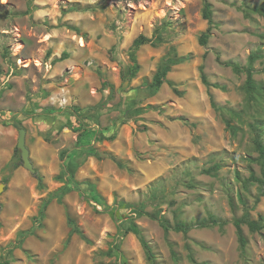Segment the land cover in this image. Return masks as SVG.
Masks as SVG:
<instances>
[{
  "label": "rangeland",
  "instance_id": "obj_1",
  "mask_svg": "<svg viewBox=\"0 0 264 264\" xmlns=\"http://www.w3.org/2000/svg\"><path fill=\"white\" fill-rule=\"evenodd\" d=\"M208 1L214 25L204 47L203 0H0V257L25 233L10 264H264V229L244 226L242 251L233 224L246 208L264 218L261 190L247 182L261 175L253 139L259 131L264 140V17L242 10L264 0ZM158 27L164 43L143 46L140 72L123 83L134 40ZM173 48L183 62L154 97L131 108ZM254 53L262 56L254 65L260 89L249 99L246 75L224 64L245 67ZM17 127L27 131L41 184L23 166L13 169ZM120 202L145 203L171 226L209 215L227 224L166 233L148 216L129 218L131 209L114 220L109 211Z\"/></svg>",
  "mask_w": 264,
  "mask_h": 264
},
{
  "label": "trees",
  "instance_id": "obj_2",
  "mask_svg": "<svg viewBox=\"0 0 264 264\" xmlns=\"http://www.w3.org/2000/svg\"><path fill=\"white\" fill-rule=\"evenodd\" d=\"M243 11L245 10L246 12H251L255 13L258 15H261L264 17V2L260 5H256L252 8H248L247 6L242 7ZM246 15L249 16L248 13ZM202 17L204 20L208 22V28L207 30L201 35L199 42L202 46H207L208 42L212 36V31H213V6L208 0H203V9H202ZM163 29L162 28H156L153 37L149 38L143 34L139 35L133 42L130 50H129V58H130V63L127 66H124L121 70V81L123 83L130 82L132 81L140 72V64L137 59V53L139 50L145 46V45H151L153 47H156L162 43H164L163 35H162ZM262 56L260 54H252L249 57V61L247 66L242 67L241 65L238 64H232V63H226L224 64L227 67H231L233 71L236 74H245L246 75V82L244 85V90L249 97V99H254L255 94L259 91L260 87L258 86L257 82L255 81V69L254 65L255 63L261 59ZM66 55H63L60 60H65ZM181 62H183V59L180 57L178 54L177 50L173 48L159 63L156 73L153 77L152 83L149 86L141 87L138 89V95L136 99L132 102L133 105H137L144 100H147L149 98L154 97L157 92L163 87V85L167 82V77L169 73L171 72L172 68L176 65H179ZM200 73H201V79L202 82L205 86L210 87V83L208 81V78L205 74V68L204 66L200 67ZM103 86L106 87L108 86L107 82H103ZM212 105L215 109L219 110L217 104L212 98ZM128 109V111H131L132 109ZM101 109V105H96L95 107L90 108L89 110H97ZM144 112L143 109H138L137 113L142 114ZM133 115H131L132 117ZM130 117V118H131ZM227 127H229L231 130H234L233 127L231 126L229 121H226ZM19 128V127H17ZM20 129V128H19ZM45 141H49L48 138H44ZM253 144L256 152L258 153V157L254 160L257 162L260 167H261V175L258 177L254 173H252L248 179L247 182H251L254 184H257L261 190V196L257 198L256 204H258L261 201V198L264 197V140L262 138V135L259 131H255L254 134V139H253ZM92 152V153H91ZM88 156H93L97 157L99 159H107L110 158L108 155L105 153H100L99 151H89L84 152ZM65 156L63 153H61V159L64 160ZM15 158L16 162L13 163V169H18L19 167L23 166V161L21 158V153L20 151L16 148L15 151ZM74 163V161H69L67 165H62V172L61 175L58 177L59 180H65V174L68 171L69 168H71V165ZM215 169H210L205 171L207 174H211L212 171ZM36 177L39 181V183H42V179L39 176V173L36 172ZM5 182H8V179L5 180ZM247 182L245 183V188L247 189ZM72 187L74 189L77 188V184L73 183ZM92 189H95L93 185H91ZM58 201L61 202V198L57 197ZM242 200V199H241ZM52 200H48L44 203V206L41 210L40 215L42 218L45 216V210L46 208L50 205ZM243 201V200H242ZM246 207V206H245ZM122 209H131V216H128L129 218H139L142 216H148L149 218L158 221L163 229L165 230L166 233L170 232L171 230H174L176 232H183V233H188L191 229L193 228H211V227H216L219 226L220 228L224 227L227 222H222L219 219H217L213 215H209L208 218L203 219L202 221L198 222L197 225L185 223L182 221H177L174 226H171L170 223L165 219V217L161 214L159 210L150 213L146 211V204L145 203H140L139 205H133L129 203H124L120 202L118 203V208L114 209L112 211H109L110 216L114 220H120L123 219L125 216L120 214ZM2 211V205L0 204V213ZM73 226V231L72 234L78 233L82 236V233L80 232L79 228L73 223L72 220H70ZM233 224L236 228L237 231V236H238V241L240 244V248L242 251H245L248 241L247 238L244 234L243 227L247 226L251 232L257 233L260 232L264 229V218L259 217L258 220H254L251 218L250 212L246 208L245 214L241 218L234 219ZM134 225L133 223H129V227L125 231V234L129 233L131 230L132 226ZM135 226V225H134ZM139 240L141 241L144 250L146 252L147 259L150 263H154L155 257L152 251V248L149 246L147 241L145 240L144 236L139 233L138 235ZM25 240V233H22L20 236V239L16 241L12 247H10L6 252L2 253L0 257V264H10L8 260V255L9 253H12V251L16 248V246L21 245L23 241ZM192 261L196 264V261L192 259Z\"/></svg>",
  "mask_w": 264,
  "mask_h": 264
},
{
  "label": "water",
  "instance_id": "obj_3",
  "mask_svg": "<svg viewBox=\"0 0 264 264\" xmlns=\"http://www.w3.org/2000/svg\"><path fill=\"white\" fill-rule=\"evenodd\" d=\"M111 97L113 96V90H111ZM19 138H18V143H17V149L21 153V158L23 161V167L30 171L32 174H35L37 172L36 168L34 167V164L30 158V150L26 144V136H27V131L24 128L19 129ZM3 190V185H0V193Z\"/></svg>",
  "mask_w": 264,
  "mask_h": 264
}]
</instances>
